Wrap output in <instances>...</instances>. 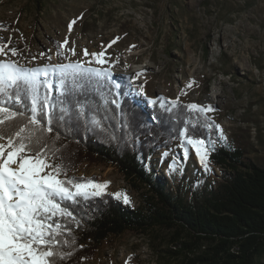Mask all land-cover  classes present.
I'll use <instances>...</instances> for the list:
<instances>
[{"label": "rangeland", "instance_id": "374dc122", "mask_svg": "<svg viewBox=\"0 0 264 264\" xmlns=\"http://www.w3.org/2000/svg\"><path fill=\"white\" fill-rule=\"evenodd\" d=\"M0 37L18 50L0 59L27 67L56 64L55 44L65 38L66 47L75 42L77 53L65 50L67 63L87 61L84 49L99 52L119 37L107 48L109 63L103 67L129 79L141 72L130 79L138 102L163 94L211 105L214 111L206 115L227 138L221 141L217 130L212 148H243L244 161L264 167V0H0ZM189 81L193 84L186 87ZM140 85L144 95L137 94ZM152 164L168 190L186 201L202 200L224 172L210 158L205 170L186 141L160 151ZM76 174L108 181L105 193H126L130 203L118 199L124 204L141 201L143 191L112 166L85 163ZM171 235L155 226L111 235L84 264H182L183 255L169 251L178 247ZM257 264H264V255Z\"/></svg>", "mask_w": 264, "mask_h": 264}, {"label": "trees", "instance_id": "16d2710c", "mask_svg": "<svg viewBox=\"0 0 264 264\" xmlns=\"http://www.w3.org/2000/svg\"><path fill=\"white\" fill-rule=\"evenodd\" d=\"M57 59L56 64L64 63L63 56ZM104 68L109 69L112 80L120 88L104 82L102 91L107 104L95 84L67 98L71 110L63 114V119L53 118V131L42 134L50 150L48 161L63 165L62 176L75 178H95L76 174L85 163L112 166L143 191L141 201L138 205H128L109 193L87 200L77 198L75 202L60 201L74 219L53 218L70 229L58 237L60 250L70 255L57 258L56 264H84L94 259L99 246L109 236L127 230L143 232L154 226L172 232L170 240L178 247L169 251L182 254V264H257L264 255V167L244 161L243 148L215 147L209 158L224 168L219 183L211 186L208 195L200 201H186L174 195L168 190L167 181L154 173L152 159L160 151L164 153L175 143H182L177 129L187 127L194 138L215 142L217 130L198 126L202 125L200 114L188 110L189 102L179 97L158 94L146 97L144 104L138 102L130 92L129 77ZM52 96L58 117L63 97L55 91ZM177 98L178 104L173 107L170 102ZM149 99L158 102L154 106L148 103ZM160 99L172 111L161 109ZM6 104L25 112V116L30 115L27 98L20 105L11 100ZM80 104L86 106V117L80 115ZM43 119L47 127V118ZM92 119L99 120L100 125L86 122ZM23 123L26 120L18 118L5 130L14 131ZM73 239L75 243H71ZM64 240L69 244H64Z\"/></svg>", "mask_w": 264, "mask_h": 264}, {"label": "snow or ice", "instance_id": "6c2138e0", "mask_svg": "<svg viewBox=\"0 0 264 264\" xmlns=\"http://www.w3.org/2000/svg\"><path fill=\"white\" fill-rule=\"evenodd\" d=\"M79 19V17L77 18ZM75 20L69 22L68 30L72 31ZM10 39V38H9ZM119 37L102 46L99 52L83 50L87 61L75 60L68 63L43 64L27 67L11 59H0V264H56L57 258L65 259L70 253L60 250L58 239L65 231H70L62 223L53 221L54 217L73 218V213L60 201H73L77 198L85 200L101 197L105 194L108 181L98 182L91 177H66L62 164H52L48 161L49 149L43 138V133L53 131V118L63 119L64 113L71 110L68 97L84 91L89 84H95L102 98L105 81L111 87L119 89L120 85L111 78L109 69L103 65L109 63L106 59L107 48H110ZM68 38L57 45L56 55L64 56L65 50L76 55L75 42L71 47ZM18 55L16 48H8L0 37V56ZM41 56L44 53L40 54ZM51 57H49V60ZM67 59V57H65ZM93 64L99 67L92 66ZM142 73L137 72L136 77ZM131 77L130 79H135ZM189 81L186 87H191ZM43 89V94H41ZM63 97L59 103L60 116H56L57 104L54 103L52 92ZM138 95H144L143 85L139 86ZM182 94H184L182 92ZM30 101V115L7 106L6 101L20 105L25 99ZM157 100L149 99L148 103L157 104ZM79 103V101H78ZM104 103L108 101L104 98ZM112 103H119L113 100ZM175 107L177 100H172ZM161 109L172 111L163 99L159 100ZM86 106L80 104V115L87 116ZM188 110L198 112L202 125L208 129L219 131V139L226 140L219 124H215L205 115L214 111L211 105L202 106L195 103L186 105ZM47 118V127L44 126ZM18 118L23 123L14 131H6V126ZM87 123L100 125V121L92 119ZM178 138L194 148L200 164L209 170V154L213 151L215 141L194 138L185 127L177 129ZM116 138V137H113ZM188 149H185L187 151ZM117 199L122 198L130 203L126 193H113ZM69 244L68 240L63 241ZM71 243H75L73 239Z\"/></svg>", "mask_w": 264, "mask_h": 264}, {"label": "bare ground", "instance_id": "6f19581e", "mask_svg": "<svg viewBox=\"0 0 264 264\" xmlns=\"http://www.w3.org/2000/svg\"><path fill=\"white\" fill-rule=\"evenodd\" d=\"M223 34H224L225 36H227V34L225 33V31L223 32Z\"/></svg>", "mask_w": 264, "mask_h": 264}]
</instances>
